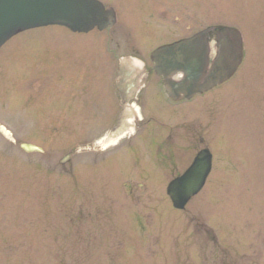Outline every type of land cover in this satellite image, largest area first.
Segmentation results:
<instances>
[{"label": "rangeland", "instance_id": "374dc122", "mask_svg": "<svg viewBox=\"0 0 264 264\" xmlns=\"http://www.w3.org/2000/svg\"><path fill=\"white\" fill-rule=\"evenodd\" d=\"M112 4L116 29L131 39L50 25L0 48V123L16 140L0 135V264H264V0ZM210 25L239 28L243 60L227 82L181 103L204 124L213 163L202 190L176 210L165 192L171 178L150 164L112 174L106 149L76 148L113 119L124 49L148 61L154 47Z\"/></svg>", "mask_w": 264, "mask_h": 264}, {"label": "water", "instance_id": "95a60500", "mask_svg": "<svg viewBox=\"0 0 264 264\" xmlns=\"http://www.w3.org/2000/svg\"><path fill=\"white\" fill-rule=\"evenodd\" d=\"M115 20L114 10L98 0H0V47L13 35L30 28L60 25L74 32H88L111 27ZM210 34H214L213 41ZM242 57L241 33L236 27L226 25L208 26L151 53L154 72L161 76L167 95L175 100L189 99L224 83L236 72ZM145 71V63L140 59L129 55L119 58L114 80L124 112L107 133L76 151L106 149L132 128L136 118L126 112L137 115L136 107L129 101L144 85ZM0 135L10 143L15 142L2 124ZM20 148L28 153L43 152L41 147L28 142L21 143ZM72 152L62 157L60 163L67 161ZM211 167L212 154L202 149L188 168L167 184L166 193L174 208H185L204 186Z\"/></svg>", "mask_w": 264, "mask_h": 264}, {"label": "flooded vegetation", "instance_id": "af4514ba", "mask_svg": "<svg viewBox=\"0 0 264 264\" xmlns=\"http://www.w3.org/2000/svg\"><path fill=\"white\" fill-rule=\"evenodd\" d=\"M100 1L106 7H114L112 3L118 0ZM116 14V24L112 28L105 29L104 32L110 39H131L130 31L116 29L118 13L116 12ZM210 40L212 39L210 38ZM116 45L118 48L119 44ZM124 51L137 52L133 48L124 49ZM151 67V64L146 63L145 83L135 97L129 101V104L136 107L137 114L135 117L132 111L126 112L127 115L136 118L132 128L114 144L106 147V166L109 168L108 170L114 171L112 174L116 171L120 173L130 162L133 168L150 164L154 170H158L155 173L161 174L162 179L173 178L188 167L197 152L204 148L211 151V144L204 135L205 126L202 121L196 117L187 118L190 106H181V103L184 102H176L168 97L161 79L153 73ZM114 76L115 72L112 83L118 108L112 121L106 127V132L116 125L119 114L124 110L117 94ZM119 175L112 177H122ZM133 182L136 181L132 179L122 181V183Z\"/></svg>", "mask_w": 264, "mask_h": 264}]
</instances>
